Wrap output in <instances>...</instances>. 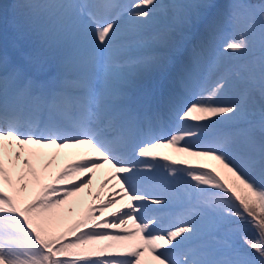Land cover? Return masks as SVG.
<instances>
[{"label":"snow or ice","instance_id":"obj_1","mask_svg":"<svg viewBox=\"0 0 264 264\" xmlns=\"http://www.w3.org/2000/svg\"><path fill=\"white\" fill-rule=\"evenodd\" d=\"M93 7L23 0L9 13L0 5V264H141L145 253L148 264H264V112L257 121L244 104L209 102L226 88V77L206 82L218 70L207 52L231 31L219 53H247L258 40L260 56L235 71L264 92V0L259 8L250 0H136L131 16L138 23L126 36L115 21H96L91 34L82 32L78 21L93 17ZM155 8L166 9L173 25L133 57L145 47L140 22ZM53 58L55 75L41 79ZM170 72L181 94L200 88L208 95L182 107L179 96H169L167 114L178 126L160 138L154 134L165 113L138 76ZM227 123L235 126L216 129ZM209 136L213 142L201 147L189 143ZM80 148L81 159L52 171L61 152ZM48 150L56 155L48 158ZM157 160L169 175L156 173ZM105 166L111 171L93 192V177ZM153 182L155 197L144 190ZM178 187L203 205L196 215L210 243H196L201 223L164 229L161 217L142 214L149 203L163 211ZM85 189L93 202L71 220L77 206L70 198ZM121 202L110 219H100ZM245 224L254 230L241 236L246 248L230 243ZM179 249L182 259L175 258Z\"/></svg>","mask_w":264,"mask_h":264},{"label":"bare ground","instance_id":"obj_2","mask_svg":"<svg viewBox=\"0 0 264 264\" xmlns=\"http://www.w3.org/2000/svg\"><path fill=\"white\" fill-rule=\"evenodd\" d=\"M172 0H157L158 4H164L167 5L171 3ZM23 2V0H0V5L5 8L6 6H10V12L12 11L13 7L17 4ZM117 2V1H116ZM113 3L114 7L110 8V12L102 18L101 21H115L120 33L122 36H126L129 34V32L134 29L136 24L138 23L133 17L131 16V12L133 9L131 8V5L136 3V0H125L122 4H117ZM164 17H172L171 14L166 10V9H161V8H155L152 9V16L151 19L148 20L146 23L140 22L143 24V32L142 35L145 40V47L143 48H138L134 50L131 55L135 57L136 55H139L141 53L146 54L148 49V43L151 41V39L155 38L158 36L160 33L168 30L170 27H172L173 22H170L169 20H161ZM169 21V22H168ZM248 21L243 19L242 25H240L241 28L245 27L247 25ZM78 27L80 30L84 33L91 34L94 24L88 21L87 18H84L80 21H78ZM29 46L31 48V44L29 42ZM259 41L257 40L252 49L247 52L241 54L240 58H238L237 63L242 62L243 66L247 65V59L249 62L253 59H257L260 56V51L259 48ZM234 54V53H233ZM232 53H224L220 54L219 57L217 58V62L224 61L226 59L227 55H233ZM249 56H251L249 58ZM53 65H49L50 68L47 66L46 70L47 71H53V75L56 73V59L53 58ZM242 66V67H243ZM225 72H219L214 76V81L217 80L221 75H225ZM171 76V73L169 74H158V73H152L151 75H140L138 76V83L145 88H150L153 85L157 84L158 82H161L162 80L168 81ZM230 90V93L227 92V90H222L221 94H217L216 97L213 98L212 101L213 103H220V104H229V103H240L246 105V107L251 111L253 116L257 121H259L260 117L259 116L262 112H264V92L261 91L259 84L258 83H249L245 84V86L242 83V76L240 75H233L232 77H227L226 80V88ZM239 91V93H237ZM179 96L180 103H178V107H182L184 104L193 101V98L186 99L187 97L183 94H181V91H177L176 93L170 94V96ZM205 97L208 95L207 92L203 94ZM167 98L168 96L165 95ZM224 100V101H222ZM256 112H261V113H256ZM174 121L175 124H171L169 132L166 133L164 137H167L172 131L175 130V128L178 126L177 125V119L174 115ZM190 123V122H189ZM235 125L234 123H227L224 125H218L216 126V129L219 131H224V130H229L233 128ZM209 131H212V129H209ZM163 137V138H164ZM201 140H204L203 142L201 141H189V143H192L196 147H201L205 144H209L213 142V138L211 136L202 138ZM83 151H86L85 148H80V149H67L64 150V152H61L58 157H56V163L53 165V172L59 171L66 163L69 162L73 157H78L83 154ZM164 154L171 155V149L170 148H165L160 150ZM55 150H48V158H51L55 156ZM175 158L179 159H186V158H180L177 154H174ZM83 157V156H82ZM80 157V158H82ZM191 162L195 164L197 161L194 158L189 157ZM157 161H153V163L157 164ZM111 169L108 166H105L104 168L98 169L96 171V176L93 177V184L91 190L93 192H96L99 190V185L100 182L109 174ZM157 172V170H155ZM185 179H187L185 177ZM144 187H148V185H144ZM111 186L108 189H104L103 191V198L106 199L107 196L111 192ZM88 189H85L84 192L78 194L77 196L71 197L70 198V203H75L78 205L79 202H84L86 200L89 201V204L93 202V198L87 195ZM177 192V191H176ZM176 199V198H174ZM85 203V204H86ZM95 203L99 204L100 201H95ZM123 202L121 204L115 205L111 210H107L103 213V216L100 217V219H110V212L115 211L116 209L120 208ZM84 204V206H85ZM67 206V205H66ZM99 215V213L97 214ZM190 216V215H189ZM189 216H183V217H172L170 220L167 221L164 225H161L162 228L167 229L169 228L168 225L175 226L182 221L185 220H192L197 223H201L200 221L193 220V219H187ZM129 229L132 228V223L129 222V225L127 226ZM114 231H120V230H114ZM206 237L204 234H200V239L196 241V243H202L203 239ZM182 251H185V249H182Z\"/></svg>","mask_w":264,"mask_h":264},{"label":"rangeland","instance_id":"obj_3","mask_svg":"<svg viewBox=\"0 0 264 264\" xmlns=\"http://www.w3.org/2000/svg\"><path fill=\"white\" fill-rule=\"evenodd\" d=\"M173 2V0L171 1ZM250 3H252L253 5H255L256 8H259L260 7V0H250ZM4 10L8 11L10 13V6H6L5 8H3ZM161 20H169L170 22H173V18L172 17H164L162 18ZM168 21V22H169ZM246 21V20H245ZM243 23V19L241 20V23L240 25H242ZM234 34V33H233ZM232 34V35H233ZM21 47L26 51H31V49L29 48V41L28 40H21L19 41ZM9 46L11 47V43L9 44ZM259 48V46H257ZM233 54V53H232ZM241 54H233V55H227L226 59H224V61H221V62H216L217 63V66L219 67L221 64H225L226 62H228L229 60H231L232 58H234L235 56H239ZM50 65H53L52 63ZM48 67L50 68V66L48 65ZM51 70V69H50ZM45 72H48L46 70H44L42 73H45ZM41 73V74H42ZM242 83L243 85L245 86V84H249V83H252V82H249V81H246L245 79L242 78ZM224 90H227L228 93H230V90L228 89H224ZM222 92V91H221ZM221 92L219 94H221ZM241 91L238 90L237 93H239ZM224 101V100H222ZM256 113H261V112H256ZM171 153L173 154H177L180 158H186L188 160H191L189 157L185 156L184 154H181V153H177L175 152L173 149H171ZM31 191V189H30ZM181 195H183L186 199H187V196L184 194V192L180 193ZM86 203V200L84 202H79L77 206V212L76 214L71 217V220H75V219H78L80 217V215L82 214V212L87 208L88 206V203L89 201L87 200V203ZM85 204V206H84ZM195 220L197 221H200L201 222V225H202V230L201 232L205 231L206 228L204 227V222H203V218L198 216L197 218H195ZM71 222V221H69ZM250 227V230H251V234H247L244 230H243V227H241L238 231H234L230 234V243H234L238 246H242L244 247L243 245V240L241 239V236L242 235H247V236H250L252 237L254 235V230L251 228V226L249 225ZM102 243H106V242H102ZM204 243H207V242H204ZM245 248V247H244ZM182 254V253H181ZM176 259H182V255H180L179 257L178 256H175ZM150 256L149 254L145 253L142 257H141V264H148V262H150Z\"/></svg>","mask_w":264,"mask_h":264}]
</instances>
